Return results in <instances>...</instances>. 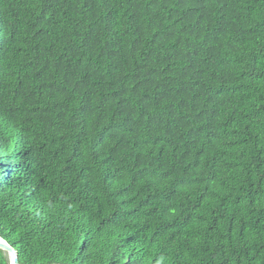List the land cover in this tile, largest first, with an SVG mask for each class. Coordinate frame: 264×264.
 Wrapping results in <instances>:
<instances>
[{
  "label": "trees",
  "instance_id": "obj_1",
  "mask_svg": "<svg viewBox=\"0 0 264 264\" xmlns=\"http://www.w3.org/2000/svg\"><path fill=\"white\" fill-rule=\"evenodd\" d=\"M0 240L264 264V0H0Z\"/></svg>",
  "mask_w": 264,
  "mask_h": 264
},
{
  "label": "water",
  "instance_id": "obj_2",
  "mask_svg": "<svg viewBox=\"0 0 264 264\" xmlns=\"http://www.w3.org/2000/svg\"><path fill=\"white\" fill-rule=\"evenodd\" d=\"M0 249L7 252L10 259V264H18L17 253L14 249L8 246L5 242L0 240Z\"/></svg>",
  "mask_w": 264,
  "mask_h": 264
}]
</instances>
